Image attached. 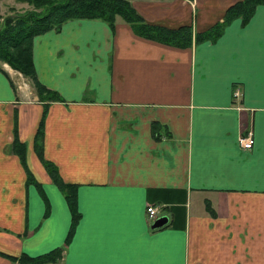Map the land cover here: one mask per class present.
Listing matches in <instances>:
<instances>
[{"label": "crops", "instance_id": "1", "mask_svg": "<svg viewBox=\"0 0 264 264\" xmlns=\"http://www.w3.org/2000/svg\"><path fill=\"white\" fill-rule=\"evenodd\" d=\"M128 1L148 23L189 26L190 42L136 34L119 15L111 27L67 19L31 40L53 100L0 62V264L57 246L45 264H264V2L195 42L235 0ZM41 116V155L76 186L68 235L67 203L34 149ZM146 204L165 222L151 227Z\"/></svg>", "mask_w": 264, "mask_h": 264}, {"label": "trees", "instance_id": "2", "mask_svg": "<svg viewBox=\"0 0 264 264\" xmlns=\"http://www.w3.org/2000/svg\"><path fill=\"white\" fill-rule=\"evenodd\" d=\"M24 3L26 7L10 8L4 14L0 12V62L7 63L28 79L34 88L35 94L41 100L58 99L56 92L41 84L35 77L31 56L32 37L48 28L58 29L60 24L70 18H97L102 19L111 27L114 16L119 15L127 22L136 34L152 38L164 43L175 45L188 44L191 39L190 27L179 25L168 28L143 20L128 0H15ZM264 0H235L229 3L220 21L193 33V41L214 39L224 26L233 17H239L244 22L252 14L255 5ZM12 7V6H11ZM43 115V113H42ZM42 116L37 125L33 139L34 149L44 165L51 180L58 186L67 203L71 215V232L78 216L75 201V184L63 181L53 163L41 155ZM12 150L18 155L24 165L23 144L17 140L15 133L11 142ZM25 167V165H24ZM26 179L32 180L26 169ZM61 246L54 247L46 252L27 255L20 252L17 256H8L24 264H45L53 262L60 256Z\"/></svg>", "mask_w": 264, "mask_h": 264}, {"label": "built area", "instance_id": "3", "mask_svg": "<svg viewBox=\"0 0 264 264\" xmlns=\"http://www.w3.org/2000/svg\"><path fill=\"white\" fill-rule=\"evenodd\" d=\"M236 94H238V91L234 90L233 95H236ZM237 142L239 143L240 147H242L244 149H248L251 145V142H252L251 130L248 129L245 132L238 134ZM157 209H158V205H156V204H146V206H145L146 216L149 219L154 218L156 213H157Z\"/></svg>", "mask_w": 264, "mask_h": 264}, {"label": "rangeland", "instance_id": "4", "mask_svg": "<svg viewBox=\"0 0 264 264\" xmlns=\"http://www.w3.org/2000/svg\"><path fill=\"white\" fill-rule=\"evenodd\" d=\"M20 7H23L24 8V7H26V5L25 4H22V3H19V2L15 1V0H0V12L2 14L8 12L10 10V8L18 9ZM13 70L14 71H12V74L15 73V71H17L15 69H13ZM16 74L17 73H15V75ZM17 76H18V74L16 75V77ZM20 81H22V80L20 79V77H18V82H20Z\"/></svg>", "mask_w": 264, "mask_h": 264}, {"label": "water", "instance_id": "5", "mask_svg": "<svg viewBox=\"0 0 264 264\" xmlns=\"http://www.w3.org/2000/svg\"><path fill=\"white\" fill-rule=\"evenodd\" d=\"M166 220V217L164 215H158L153 222L151 223V227H157L160 226L162 223H164Z\"/></svg>", "mask_w": 264, "mask_h": 264}]
</instances>
